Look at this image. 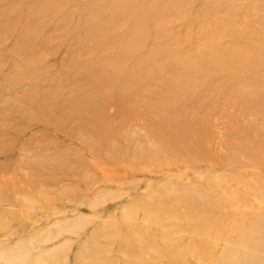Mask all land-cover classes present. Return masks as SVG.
<instances>
[{"label": "rangeland", "instance_id": "374dc122", "mask_svg": "<svg viewBox=\"0 0 264 264\" xmlns=\"http://www.w3.org/2000/svg\"><path fill=\"white\" fill-rule=\"evenodd\" d=\"M131 263L264 264V0H0V264Z\"/></svg>", "mask_w": 264, "mask_h": 264}, {"label": "bare ground", "instance_id": "6f19581e", "mask_svg": "<svg viewBox=\"0 0 264 264\" xmlns=\"http://www.w3.org/2000/svg\"><path fill=\"white\" fill-rule=\"evenodd\" d=\"M56 4V3H55ZM6 9V8H5ZM34 12V11H33ZM68 15V14H67ZM24 16V15H23ZM68 17V16H67ZM4 18V17H3ZM2 25V24H1ZM8 26V25H7ZM22 38V37H21ZM24 38H26V37H24ZM27 39V38H26ZM10 52V51H9ZM4 83V82H3ZM101 83V82H100ZM77 107V106H76ZM77 109V108H76ZM154 246V245H153ZM133 263V262H132ZM131 263V264H132ZM135 264V263H134Z\"/></svg>", "mask_w": 264, "mask_h": 264}]
</instances>
